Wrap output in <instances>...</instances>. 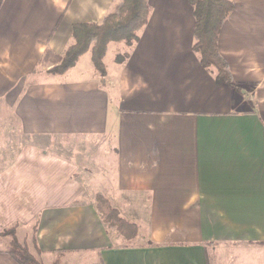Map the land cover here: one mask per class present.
I'll list each match as a JSON object with an SVG mask.
<instances>
[{
  "label": "crops",
  "instance_id": "0c3cea01",
  "mask_svg": "<svg viewBox=\"0 0 264 264\" xmlns=\"http://www.w3.org/2000/svg\"><path fill=\"white\" fill-rule=\"evenodd\" d=\"M228 1L217 47L231 86L192 49L189 0H148L138 41L109 43L104 78L90 52L61 76L42 60L121 0H0V114L17 144L0 176V231L20 228L42 264H207L208 243L212 264L240 253L264 264V0ZM96 194L138 227L127 247ZM36 222L39 254L21 235ZM0 264H16L2 248Z\"/></svg>",
  "mask_w": 264,
  "mask_h": 264
},
{
  "label": "trees",
  "instance_id": "16d2710c",
  "mask_svg": "<svg viewBox=\"0 0 264 264\" xmlns=\"http://www.w3.org/2000/svg\"><path fill=\"white\" fill-rule=\"evenodd\" d=\"M194 9V44L193 51L199 55L200 64L205 69H213L215 82L218 85H232V76L227 62L218 52V35L224 20L232 13L233 4L228 0H189ZM150 14L148 0H121L113 12L108 14L100 24H75L72 26L73 45L62 57L47 51L43 57L46 62L49 57L56 59L49 73L56 76L64 75L72 69L80 57L90 52L91 62L101 78L106 75L103 60L109 43H123L127 47L138 41L139 32L146 26ZM126 55L116 57L117 64L123 63ZM95 208L102 223L115 230L127 247L138 237V227L121 218L118 211L111 207L108 200L101 194L94 197ZM37 222L32 228L31 243L39 254L35 242ZM7 254L16 264H42L30 253L25 243L20 245L14 233L11 235ZM205 245L207 264L214 261L213 244ZM149 247H155L148 244ZM264 246V244H260ZM55 264H59L57 261Z\"/></svg>",
  "mask_w": 264,
  "mask_h": 264
},
{
  "label": "rangeland",
  "instance_id": "374dc122",
  "mask_svg": "<svg viewBox=\"0 0 264 264\" xmlns=\"http://www.w3.org/2000/svg\"><path fill=\"white\" fill-rule=\"evenodd\" d=\"M118 46H124V44H121ZM111 54H113V50H111ZM53 56L49 57L47 61L53 63V65H54V63L56 62V59ZM4 110H6V109H4ZM12 135L16 136V133H15V130L9 126L8 114H6V113L0 114V158L2 156V153L7 155L6 158L4 157V160L7 159L6 161H4V163H6L7 166L2 165L0 162V176H1L2 171L9 166L8 165L9 163H11V160H9L11 157L10 153H12L13 150L17 149V144H15V142L12 143ZM14 140H17V139L15 138ZM20 148L22 149V145L19 146L18 149H20ZM13 152H17V150L13 151ZM4 166H6V167H4ZM0 180H1V177H0ZM10 190H11V188H10ZM8 195H10V194H8ZM20 230L21 229L18 228V237H17V226L16 225H11V226L6 227L3 230H1L0 231V249L2 248V249H5L6 251L9 249L8 245H9L10 240L12 238L11 237L12 233H14L16 239L19 240ZM22 231H23V232H21L22 237L23 236H25L26 238L28 237L27 239H29L31 241V235H32L33 231H31L27 228H23ZM110 231L117 233L115 230H112V229H110ZM20 239H21V237H20ZM22 244L23 243H20V245H22ZM125 244H127V243H125ZM25 246L27 247L26 244H25ZM238 256L241 258V260L240 261L235 260V262H233L231 264H247L246 256L244 254H242V253L237 254L236 257H238ZM250 258H251V262H252L250 264H257L256 261L253 262L252 256ZM96 262H97V259L92 260L91 256H88V257L83 258L82 261L79 262L78 264H96Z\"/></svg>",
  "mask_w": 264,
  "mask_h": 264
}]
</instances>
